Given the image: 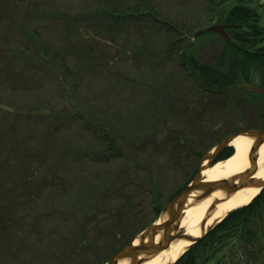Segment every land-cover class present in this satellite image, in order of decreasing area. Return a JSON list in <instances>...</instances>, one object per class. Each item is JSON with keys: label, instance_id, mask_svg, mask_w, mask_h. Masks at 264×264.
Instances as JSON below:
<instances>
[{"label": "rangeland", "instance_id": "1", "mask_svg": "<svg viewBox=\"0 0 264 264\" xmlns=\"http://www.w3.org/2000/svg\"><path fill=\"white\" fill-rule=\"evenodd\" d=\"M249 2L264 25V0ZM226 5L0 0V264L106 261L165 218L213 143L264 119L260 97L240 105L243 90L206 91L180 66L222 50L193 35Z\"/></svg>", "mask_w": 264, "mask_h": 264}, {"label": "trees", "instance_id": "2", "mask_svg": "<svg viewBox=\"0 0 264 264\" xmlns=\"http://www.w3.org/2000/svg\"><path fill=\"white\" fill-rule=\"evenodd\" d=\"M250 4L249 0H236V5L225 6L218 15L222 22L238 26L229 30V39L222 38V50L213 57L212 62L200 63L193 52L191 56L185 54V59L181 61L190 75L208 89L214 90L216 87L225 91L239 83L252 82L251 67L264 68V55L261 53L264 51V25L261 14ZM171 27L176 28L174 25ZM241 101L251 107L247 96L238 97L237 102ZM231 152V148L227 149L224 156H229ZM248 217V206L231 211L205 237L193 243L174 264H239L240 260V264H250L247 260L252 253L246 246L250 241ZM85 240L86 237L81 234L74 243L81 245ZM237 243L243 244L237 248ZM92 254L93 263L103 264L104 249H95Z\"/></svg>", "mask_w": 264, "mask_h": 264}, {"label": "water", "instance_id": "3", "mask_svg": "<svg viewBox=\"0 0 264 264\" xmlns=\"http://www.w3.org/2000/svg\"><path fill=\"white\" fill-rule=\"evenodd\" d=\"M232 25L225 24H214L208 27L205 31H213L224 37H227V27ZM204 30L197 34H201ZM245 87L251 90H259L264 96V89L255 85L245 84ZM246 135L253 140L251 149L248 153L249 167L244 169L241 173L232 175L231 180H215V181H202L201 170L203 169L202 163L208 162L210 165L215 161L218 154L237 136ZM264 143V129L249 128L244 129L241 132L233 133L228 137L220 140L213 146L212 150L208 151L203 155L201 159V165L199 172L193 178L190 184L176 195L166 206L164 212L166 219H163L160 223H154L147 227L145 231L139 236L138 245H134L133 242L125 245L118 251H116L107 261L106 264H120L123 261H127L128 264H142L149 258L157 255L159 252L168 248L172 241L177 239L190 240L192 242L200 239V236H193L188 234L186 230L181 227V221L183 217V210L187 204V200L194 190H201L199 196L196 197L198 201L207 197L214 190H223L225 194H228V198L231 197L238 190L245 187H262L264 186L263 178H256L258 172V155L256 154L258 147ZM223 200L218 201L217 204ZM215 209V208H214ZM214 211V210H213ZM212 211V212H213ZM211 212V213H212ZM210 213L204 217L201 221L200 229L201 233L204 234V225ZM160 236L157 240L156 237Z\"/></svg>", "mask_w": 264, "mask_h": 264}, {"label": "bare ground", "instance_id": "4", "mask_svg": "<svg viewBox=\"0 0 264 264\" xmlns=\"http://www.w3.org/2000/svg\"><path fill=\"white\" fill-rule=\"evenodd\" d=\"M251 144L252 139L245 135L235 137L230 142V146L234 149L233 154L226 159L217 161L212 166H206L203 168L201 171V176L204 179L203 181L209 182L223 179L230 181L232 175L244 171V169L249 166L247 155ZM207 163L208 162L205 161L203 163V167ZM255 177L264 178V143L261 145L259 150L258 172ZM258 191L259 189L256 187H245L238 190L235 194L228 198V194L224 193L225 191L214 190L207 197L196 203L198 201L196 197L198 194L200 195L201 190H194L190 195V199L187 202L188 204L186 205L185 210L183 211L181 225L186 228L187 233L198 236L201 233L199 224L207 213H211L215 208L214 213H212L206 223V226L208 227L217 220L223 218L228 211L248 204ZM220 200L223 201L215 207V204ZM156 239L158 240V236ZM133 244L138 245V239H136ZM189 244L190 242L186 240H176L171 243L168 249H165L156 256L149 258L143 264H171ZM120 264H128V262L125 260Z\"/></svg>", "mask_w": 264, "mask_h": 264}, {"label": "flooded vegetation", "instance_id": "5", "mask_svg": "<svg viewBox=\"0 0 264 264\" xmlns=\"http://www.w3.org/2000/svg\"><path fill=\"white\" fill-rule=\"evenodd\" d=\"M261 53L262 55H264V51ZM262 62L264 63V59H262ZM262 84L263 83H261L260 86L263 87L264 84ZM255 92L258 93L259 91ZM252 97L254 98V95ZM248 207V226L250 229V241L246 244V246L251 250L252 254L248 258L247 262L250 264H264V187L262 188L259 195H257L250 202ZM241 244L243 243H237V248L238 245Z\"/></svg>", "mask_w": 264, "mask_h": 264}]
</instances>
